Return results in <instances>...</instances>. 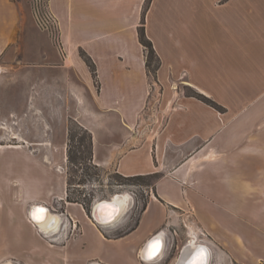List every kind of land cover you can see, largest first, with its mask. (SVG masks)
Here are the masks:
<instances>
[{
    "label": "crops",
    "instance_id": "1",
    "mask_svg": "<svg viewBox=\"0 0 264 264\" xmlns=\"http://www.w3.org/2000/svg\"><path fill=\"white\" fill-rule=\"evenodd\" d=\"M49 1L65 48L83 49L95 67L97 80L85 60L71 54L59 62L54 76L63 81V96L68 88L78 98L74 105L77 117L85 116L80 124L91 133L92 161L124 177L153 175V194L131 230L108 238L101 229L105 226L96 223L90 211L67 199V181L63 180L59 197L76 230L78 226L63 243L41 234L46 229L28 219L24 201L0 196V252H9L0 257V264H142L138 250L163 219L154 211L156 219L150 217L149 227L141 232L144 217L157 202L164 215L167 207L182 209L188 203L193 207L199 202L205 208L202 193L208 183L201 171L206 164L222 160L232 161L229 173L224 168L222 172L224 177L233 174L234 179L231 188L217 190L218 203L224 209L238 202L241 208L239 200L247 194L248 203L255 204L248 207L257 208L254 212L250 208L248 217L260 233L252 232L251 238L264 248V0H150L147 6L146 0ZM17 13L14 0H0V56L17 27ZM141 26L160 58L159 82H172L185 70L187 80L203 93L225 101L232 113L227 121L207 105L180 98L182 104L169 106L168 116L152 135L145 126L139 127L150 84L138 37ZM110 49L121 51V56L96 53ZM48 87L52 88H45L46 95L52 91ZM80 88L87 89L88 95L77 94ZM57 89L61 90L60 85ZM152 114L160 122V115ZM199 185L200 189L193 190ZM32 195L31 190L30 199ZM36 204L49 207L45 201ZM61 219L54 227L58 232ZM127 239L131 252L106 251ZM253 253L264 259V252Z\"/></svg>",
    "mask_w": 264,
    "mask_h": 264
},
{
    "label": "rangeland",
    "instance_id": "2",
    "mask_svg": "<svg viewBox=\"0 0 264 264\" xmlns=\"http://www.w3.org/2000/svg\"><path fill=\"white\" fill-rule=\"evenodd\" d=\"M14 1L18 8L17 27L10 38V44L0 56L1 199L24 201L26 208L34 202L45 201L56 212L66 213L64 203L59 197L63 180L65 182L69 180L71 198L93 199L92 202H94L109 199L116 193H128L131 202L122 213L123 216L114 224L101 227L108 238L119 237L122 233L124 235L126 234L124 232L129 227H133L142 216V209L153 194L151 184L154 176H141L140 179L125 178L112 168L95 165L90 154L92 152L91 133L80 124L85 116L82 114L83 117L82 115L77 117V107L74 104L78 98L68 88H65L67 91L63 96L61 87L63 81L58 82L54 79L57 65L69 55L72 54L75 59L81 57L84 60L90 57L83 49L67 50L62 42L60 27L56 31H51L42 24L38 12L51 10L49 0ZM52 13L54 14L53 11ZM54 16L56 17L55 14ZM96 53L100 57L114 55V53L121 56V51L117 49L96 50ZM144 55L145 59L150 58V52L145 47ZM157 57L159 58L156 53L150 65V71H147L150 80L148 101L145 111L142 110L140 113L138 120L140 128L143 129L145 126V131L152 135L168 116L169 106L182 104L180 98L187 100V103L189 100L192 103L195 100L213 108L224 121L231 117L232 113L228 111L229 107L225 101L203 93L187 80L185 70L181 72L178 79L162 85L157 76L160 67V64L156 66ZM92 74L96 79V72ZM65 77L62 80H66ZM96 80L95 84L98 86ZM59 85L61 90L57 89ZM47 86H52V88L48 87L52 90L50 95H46ZM86 91L80 88L77 94L81 97L88 95ZM168 91L171 93L170 96ZM174 91L177 97H173ZM153 111L160 115V122L156 121ZM219 132L215 131L218 137L221 136ZM5 144L19 147L2 146ZM194 152L192 151L191 154ZM210 152L211 157L215 158L217 155L215 149ZM30 165L35 171L33 182L28 169ZM231 167V160L214 161L206 164L201 171L203 180L208 183L202 193L205 208H202L199 202H194L193 207L188 203L182 209L167 207L166 215H164L162 205L157 202L156 208H152L151 213L144 217L141 232L149 227V218L152 216L155 218L153 213L156 211L159 215L161 214L162 222L153 227L145 241L163 231L166 245L158 259L149 263L142 260V264H174L181 247L189 243L192 237L195 238L196 243H204L210 247L213 253V264H264L263 257L253 253L264 252L263 246L256 245L251 238L252 232L260 234L257 228L254 230L248 217L250 208L251 212L257 210L255 206L248 207L249 204L255 205L254 201L248 203L249 198L246 194L239 200L240 205L243 206L241 208L236 206L238 202L235 206L227 204L224 209L218 203L217 190L233 184V174L230 173L224 177L222 172L224 168L228 174L229 171L226 170ZM210 171H212L211 174ZM218 171L221 173L218 174ZM10 188L13 191L11 193ZM192 188L195 190L201 187L199 185L197 188ZM31 190L34 199L29 197ZM24 212L26 214V210ZM70 220L69 237L73 235L74 230L75 232L78 230V226L76 230L72 219ZM106 251L131 252V242L127 239L119 245H110ZM8 253L0 252V257Z\"/></svg>",
    "mask_w": 264,
    "mask_h": 264
},
{
    "label": "water",
    "instance_id": "3",
    "mask_svg": "<svg viewBox=\"0 0 264 264\" xmlns=\"http://www.w3.org/2000/svg\"><path fill=\"white\" fill-rule=\"evenodd\" d=\"M35 204H30L27 209H26V215L28 217V219L35 225L37 224L38 222V218H37V212L39 210V208H41L40 210H42L41 212H47L49 207H46L44 205H41V204H36V202H34ZM99 203H108V205L110 206L111 205V208L113 206V210H115L117 208V204H115L112 200V197H110L109 199H106L103 201H100L99 200H95L91 206V209H90V214H91V217L92 219L95 221V222H100L99 224L101 225V221H100V218H99V214H98V211L101 210L102 206L104 205H99ZM48 208V209H47ZM110 208V210H111ZM50 209L53 210L54 213H58L56 212L53 208L50 207ZM61 218L65 221L63 223V227H62V230L60 232H58L55 236H45L43 233H41V231H39V228H36V230L41 233L43 236L47 237L49 241H54V242H57V243H63L65 242L68 237H69V229H68V225H70L71 223V220L67 217V215L63 212L61 213H58ZM111 214H115L113 217H110L109 215L106 216L107 219H105V223L106 225H110V224H114L116 221H118L122 216L123 214L121 215H118V212L116 213H113L111 211ZM110 217V218H109ZM54 223V219H52L50 222H49V225L52 226ZM104 225V226H106ZM102 226V225H101ZM153 241H158L159 242V251L156 253L155 256H153L152 258H149V259H153L155 258L156 256L162 254L161 253V242L159 241L158 237L156 236V234L152 235V237L147 241V244L145 246V257L148 256V249H149V245L152 244ZM199 255V258H198V264H213L212 263V257H213V253L212 252H209V249L206 245H201V244H198L196 246H192L190 243H187V244H184L181 249H180V252H179V255H178V260L175 264H189V262L193 259V257H197ZM142 257V256H141ZM143 258V257H142Z\"/></svg>",
    "mask_w": 264,
    "mask_h": 264
},
{
    "label": "bare ground",
    "instance_id": "4",
    "mask_svg": "<svg viewBox=\"0 0 264 264\" xmlns=\"http://www.w3.org/2000/svg\"><path fill=\"white\" fill-rule=\"evenodd\" d=\"M112 200H113V202L115 203V204H117V208L115 209V210H113V206H112V208H111V205L109 206L108 205V203H99V205L98 206H100V205H104V206H102V208H101V210L100 211H98V214H99V218H100V221H101V225H106V223H105V219H107L106 218V216H110V217H113L115 214H111V211L113 212V213H116V212H118V215H121L122 213H124L125 211H126V209H127V207H128V205L130 204V200H131V197H130V195L128 194V193H116L113 197H112ZM103 202H104V200H102ZM100 202V201H99ZM110 208H111V210H110ZM41 208H39V210H38V212L36 213L37 214V218L39 219L38 220V222H37V224L41 227V228H43V229H46V233H44V235L45 236H52V234H54L55 232H58L57 230H54V227L56 228L57 227V225H58V223H59V220L61 219V216L58 214H56V213H54V212H52V211H47V212H41L42 210H40ZM48 209V208H47ZM109 217V218H110ZM52 219H54V223H53V225L52 226H50L49 225V222L52 220ZM62 220V219H61ZM62 222H63V220H62ZM64 223V222H63ZM98 224L100 223V222H97ZM61 227V226H60ZM60 227H58L57 229H59ZM48 232V233H47ZM50 233H52V234H50ZM165 233L162 231V232H160V233H156V236L158 237V239H159V241L161 242V247H162V249H161V253L164 251V248H165ZM152 237V236H151ZM151 237H149L143 244H142V246L140 247V249H139V256H140V258H141V260H143V261H145V262H147V263H149V262H153V261H155L156 259H158L159 257H160V255H158V256H156L155 258H153V259H149L148 258V256H146L145 257V246H146V244H147V241L151 238ZM189 243L192 245V246H196V245H198L199 243H196V241H195V238H193L192 237V239L189 241ZM201 245H206L207 247H208V249H209V252H211V250H210V247L207 245V244H201ZM143 258H142V257ZM177 260H178V258H177ZM177 260H176V262H177ZM175 262V263H176ZM174 263V264H175ZM4 264H11L9 261H7L6 263H4Z\"/></svg>",
    "mask_w": 264,
    "mask_h": 264
},
{
    "label": "trees",
    "instance_id": "5",
    "mask_svg": "<svg viewBox=\"0 0 264 264\" xmlns=\"http://www.w3.org/2000/svg\"><path fill=\"white\" fill-rule=\"evenodd\" d=\"M150 0H146V6L148 5ZM138 37H139V40L140 42L142 43V45L148 49V52H150V58H146L145 59V65H146V69L147 71H150V65L152 63V60L154 59L153 57H156V53H155V50L153 48V45H152V42L147 38V36L145 35V32H144V29L143 27L141 26L139 29H138ZM87 64L90 66V69L92 71V73H95V69L93 68L94 67V64L91 60V58H88V59H85ZM160 64V60L159 58L157 57V62H156V66H158ZM92 145V143H91ZM92 155V152L90 153ZM71 158V157H69ZM153 176V175H151ZM124 177V176H123ZM125 178H131V179H140L141 176H132V177H125ZM69 187H70V183H69V180L67 179V199L69 201H76V202H79L83 205L84 209L89 213L90 211V208H91V204H92V201L93 199H86V198H82V199H76V198H71L70 197V193H69ZM138 221V220H137ZM136 221V222H137ZM133 227H129L128 230L124 233H127L129 230H131ZM123 234V233H122ZM120 234V236L122 235ZM125 235V234H124Z\"/></svg>",
    "mask_w": 264,
    "mask_h": 264
},
{
    "label": "built area",
    "instance_id": "6",
    "mask_svg": "<svg viewBox=\"0 0 264 264\" xmlns=\"http://www.w3.org/2000/svg\"><path fill=\"white\" fill-rule=\"evenodd\" d=\"M42 24L45 25V28H48L51 31H56L59 28L58 19L54 16L51 10L46 9L44 12H38Z\"/></svg>",
    "mask_w": 264,
    "mask_h": 264
},
{
    "label": "snow or ice",
    "instance_id": "7",
    "mask_svg": "<svg viewBox=\"0 0 264 264\" xmlns=\"http://www.w3.org/2000/svg\"><path fill=\"white\" fill-rule=\"evenodd\" d=\"M159 242L158 241H153L152 244L149 245V249H148V258H152L153 256L156 255V253L159 251ZM199 255L197 257H193V259L189 262V264H198V258Z\"/></svg>",
    "mask_w": 264,
    "mask_h": 264
},
{
    "label": "flooded vegetation",
    "instance_id": "8",
    "mask_svg": "<svg viewBox=\"0 0 264 264\" xmlns=\"http://www.w3.org/2000/svg\"><path fill=\"white\" fill-rule=\"evenodd\" d=\"M199 244H201V243H199Z\"/></svg>",
    "mask_w": 264,
    "mask_h": 264
}]
</instances>
